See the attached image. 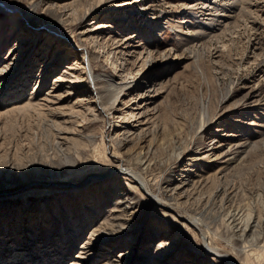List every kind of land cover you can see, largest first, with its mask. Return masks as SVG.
<instances>
[{
    "label": "rangeland",
    "instance_id": "374dc122",
    "mask_svg": "<svg viewBox=\"0 0 264 264\" xmlns=\"http://www.w3.org/2000/svg\"><path fill=\"white\" fill-rule=\"evenodd\" d=\"M0 1L19 8L0 11V264H226L129 176L108 171L118 166L111 160L139 167L128 153L134 142H114L140 119L157 131L152 159L158 164L150 177L178 181L173 141L189 140L206 107L210 127L193 138L191 151L213 138L216 149L231 140L252 143L227 173L224 188L235 193L229 206L220 210L212 199L216 185L208 182L187 207L211 230L218 228L225 242L231 236L220 218L228 210L251 205L263 215L264 0L230 17L225 34L220 28L217 38L204 39L207 52L197 57L174 44L198 31L189 14L198 0ZM207 18L198 15L199 22ZM89 63L117 82L154 77L157 87L148 83L143 98L138 88L123 90L111 118L87 76ZM29 101L39 106L18 108ZM204 165L186 172L197 176ZM119 189L127 196V205L120 203L125 211L110 230H96ZM260 228L264 234V224Z\"/></svg>",
    "mask_w": 264,
    "mask_h": 264
},
{
    "label": "bare ground",
    "instance_id": "6f19581e",
    "mask_svg": "<svg viewBox=\"0 0 264 264\" xmlns=\"http://www.w3.org/2000/svg\"><path fill=\"white\" fill-rule=\"evenodd\" d=\"M219 1L222 2L214 3V0L213 2L212 0H198L189 6L191 11H193L189 12L193 20H189L191 22H196L198 31L190 39L176 42L174 44L175 48L182 49L189 57L205 55L207 50L204 48V41H206L204 39L217 38L219 34L217 29L220 28V35L223 33L225 34L231 24L229 21L230 17H241V15H246L249 12L250 6L254 4L252 0ZM16 9L19 10L15 5L0 1V11L10 14ZM213 12H215V14ZM234 12H236V15L231 16ZM198 15L208 16L209 18H207L208 20L206 22L202 23L199 22ZM216 24H220L219 28H215ZM148 57L149 53L146 55L145 61L149 59ZM87 66L86 73L91 82L95 84L96 97L101 105L102 111L111 118L113 117L115 102L120 98V94L123 93V90L125 91L132 87L138 88V90H140L138 95L143 98L144 91L142 90L144 88L146 89L149 85L151 89V87H155L157 84V80L154 79V77H150V80L146 81V78L143 76L139 77V79L134 82H128L126 80L117 82L113 77L94 72L90 63ZM148 83L149 85L147 86ZM111 98H113V100L109 101ZM222 99H225V97ZM93 101L94 100H91V102ZM37 106H39L38 103L29 101L18 108L29 110V108H36ZM205 108L206 107L202 108V114L197 123L198 125L193 130V135L190 136L189 140L184 143L173 141L175 147L172 153L174 150L177 151L174 152L173 155V164L178 167V173L182 176L178 181L176 179H166V177H162V175L150 177L151 175L148 171L151 170V166L158 164L152 159L155 147L154 138L157 131L155 128L150 129L145 127L144 121L142 122L140 119H135L134 123L123 128V131H121L119 135L117 134V141L114 142L121 147L126 146L130 142H134V145L128 153L129 155H134L140 168H133V166L124 167L121 164V160H111L112 164L117 163L118 166H115V170L108 171V174L115 171V173L112 174L121 173L129 176L134 184L139 187L142 194L151 202L163 206L162 209L165 213L171 218L177 221L179 220L181 224L186 226L187 230L200 234L199 238L206 248V251L227 258L226 264H264V245L260 244L264 239L262 228H260V225L264 224V212L263 215L260 216L257 212L258 208L250 205V208L245 210H228L224 218L220 216V225L224 227L229 233V236H231L228 242H225L223 237H218L221 235L218 228L211 230L210 226L202 221L201 214L195 215L193 211L187 207V204L191 200H194L196 197L195 195H197L199 190L208 182L215 183L216 185V189L212 194V199L214 202L219 200L220 210L229 206L235 193L233 189L229 190L228 188H224L226 186L225 179H227V173L247 157L249 151H247V149L251 147L250 143H252L251 141H247V139L243 141L231 140L225 147L216 149L214 145L211 144L216 140L213 138L200 150L191 151L190 146L194 140L193 138L196 139L198 136L202 137V134L210 127L209 124L211 120L207 117L208 115ZM137 114L138 112L135 114L130 113V115L133 116ZM106 133L110 135L111 131L107 129ZM66 157L70 158L69 155ZM199 161H204L206 166L204 165L201 167L202 170H200L197 176H193L186 172L187 166H192ZM148 174L149 177H147ZM93 177L98 178V175H94ZM87 179L88 178H86L85 181H87ZM151 181L156 183L155 185L158 187H156V191L152 188ZM113 193H115V196H119L118 200L113 202L112 207L108 211H105V213L102 212L104 215L96 230H110L118 220L119 215H122L125 211V208H120V203H125V205H127V196H124V193H122L120 189L117 192L113 191ZM161 236L162 239L160 242L166 240L163 234H161ZM222 242L225 243L226 247H231L229 253H220L219 250L213 246L215 243L223 244ZM232 253H234L240 261L233 257L232 255L234 254ZM100 264H113V261L105 259V261H102Z\"/></svg>",
    "mask_w": 264,
    "mask_h": 264
}]
</instances>
